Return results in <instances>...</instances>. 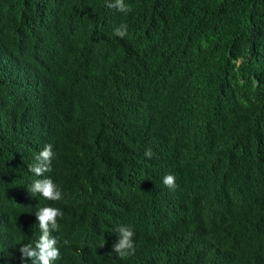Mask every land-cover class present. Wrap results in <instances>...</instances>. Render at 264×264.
Returning <instances> with one entry per match:
<instances>
[{"label": "trees", "instance_id": "16d2710c", "mask_svg": "<svg viewBox=\"0 0 264 264\" xmlns=\"http://www.w3.org/2000/svg\"><path fill=\"white\" fill-rule=\"evenodd\" d=\"M124 2L0 0V264L44 206L55 264H264V0ZM43 178L62 200L30 194Z\"/></svg>", "mask_w": 264, "mask_h": 264}, {"label": "clouds", "instance_id": "9594fccd", "mask_svg": "<svg viewBox=\"0 0 264 264\" xmlns=\"http://www.w3.org/2000/svg\"><path fill=\"white\" fill-rule=\"evenodd\" d=\"M106 6L109 8H116L119 12L128 14L132 11V6L126 4L124 0H106ZM128 26L121 24L113 30V34L121 39L128 36ZM54 153L52 145L46 144L44 148L35 156V163L29 165V171L38 177L44 176L46 172L51 171V161ZM153 155L150 149L145 151V156L151 158ZM154 180L151 183L154 184ZM170 190H175L177 187L176 178L173 174L166 173L162 177V184ZM30 194L34 197L37 194L44 199L50 201H60L63 199L61 190L50 178L36 179L28 188ZM38 220V226L41 230V235L38 237V230L29 233L28 237L20 240L22 245L19 249L21 254L17 251L13 256L10 264H55L56 260L60 259V251L57 245V240L50 233L59 230L58 218L63 217L61 209L52 206H44L33 212ZM120 223L118 228V239L112 245V251L117 253L119 257L126 258L135 253V244L133 237L135 235L133 229ZM157 222L154 217L149 218L146 222L145 228L148 230H155ZM161 233L167 228L165 223L159 225ZM34 246V247H33ZM104 247V244L101 245Z\"/></svg>", "mask_w": 264, "mask_h": 264}]
</instances>
